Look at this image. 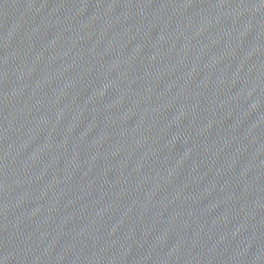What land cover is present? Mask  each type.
<instances>
[{"label": "water", "instance_id": "obj_1", "mask_svg": "<svg viewBox=\"0 0 264 264\" xmlns=\"http://www.w3.org/2000/svg\"><path fill=\"white\" fill-rule=\"evenodd\" d=\"M0 264H264V0H0Z\"/></svg>", "mask_w": 264, "mask_h": 264}]
</instances>
